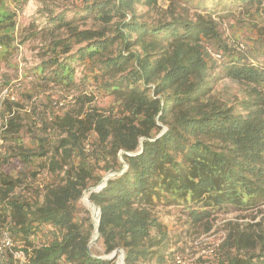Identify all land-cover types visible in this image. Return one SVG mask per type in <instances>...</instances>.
I'll list each match as a JSON object with an SVG mask.
<instances>
[{
	"label": "trees",
	"instance_id": "1",
	"mask_svg": "<svg viewBox=\"0 0 264 264\" xmlns=\"http://www.w3.org/2000/svg\"><path fill=\"white\" fill-rule=\"evenodd\" d=\"M28 1L0 0L7 54L18 47L17 11ZM169 1L159 16H151L159 0L45 4L34 30L20 34L21 44L44 39L29 75L61 89L94 87L78 95L79 110L43 121L28 147L20 101L0 108V237L8 230L21 242L29 264H116L103 255L115 249L125 264H164L176 252L155 213L162 205L193 224L226 208L251 216L230 222L217 263L264 264V0ZM224 21L243 50L229 44ZM218 68L243 95L216 92ZM94 91L105 104L91 105ZM39 172L50 179L32 187L27 179ZM86 190L100 209L103 254L90 248Z\"/></svg>",
	"mask_w": 264,
	"mask_h": 264
},
{
	"label": "rangeland",
	"instance_id": "2",
	"mask_svg": "<svg viewBox=\"0 0 264 264\" xmlns=\"http://www.w3.org/2000/svg\"><path fill=\"white\" fill-rule=\"evenodd\" d=\"M79 1L80 0H29L22 10L17 11V22L14 28L16 36L15 43L18 46L17 49L11 54H7L4 49L0 47V79L2 80L3 89L6 90L5 97L0 100V108H2L3 102H5L6 99L12 102L15 100L20 101L22 107L15 105L14 110L16 108L21 112L20 115L23 128L20 132V140L26 147L33 144L31 138L34 134L42 133V127L44 126L43 121L50 119L53 113L63 114V112L68 109L79 110L80 103H77L78 95L84 92L90 93L94 87L87 85V87L80 86L72 89H61L53 83H46L43 81L41 77H38V73L29 75L28 72L30 69L39 62L38 52L42 47L44 39L41 37L30 38L26 43L21 44L18 43L20 39L19 36L24 31L23 29L31 27L30 30H34L35 23L43 19L44 13H42L41 10L45 4L53 6H72L77 2L79 3ZM170 3L169 0H159L158 7L155 12H151V16H155L158 11L162 12L163 10H167ZM193 14L194 11L190 10V16H193ZM71 16L72 14L69 15V17ZM156 16L159 15L157 14ZM82 23L85 26L95 25L93 18ZM221 26L225 33L224 36L229 39V44L236 50H243L246 43L242 39H238V37L237 40L231 38L232 28L229 26L228 22L224 21ZM211 52L214 56L217 54L214 51ZM79 69L80 68H78L77 73L78 76L81 71H79ZM216 72L220 73L222 78L216 85L217 93L232 99L243 95L242 90L244 89L236 82H233L229 77L224 76L221 68H218ZM93 95H95V97L91 105H95V103L99 105L105 104L106 98L98 96L95 91ZM2 121L5 122V118L2 119L0 116V123H2ZM33 169L34 168L29 171H33ZM39 173L37 177L27 179L28 184L32 187L39 188L50 179V174L46 172ZM86 198L89 199L88 190L84 191L81 200L87 206L89 205L88 207L91 210L90 215L92 219H94L95 215L93 214L92 207L90 203L88 204ZM155 213L168 225L170 239L174 242L171 250L176 253L181 252L186 259V264H218L217 256L220 254V245L226 237L230 222L241 220L242 218L249 219V217H251H243L245 214L231 208H226V210L212 214L209 218L202 220L198 224H193L191 218L181 210H178L177 206L162 205L155 209ZM262 214H264V207ZM40 238L41 240L46 239L44 237ZM16 242L17 246L23 245L21 242ZM90 248L95 254L104 253L102 240L98 238L94 239ZM211 248H214L213 252L209 254L204 253V250L208 251L211 250ZM103 255L106 256V254ZM119 258L120 257H117L115 261L117 262Z\"/></svg>",
	"mask_w": 264,
	"mask_h": 264
},
{
	"label": "built area",
	"instance_id": "3",
	"mask_svg": "<svg viewBox=\"0 0 264 264\" xmlns=\"http://www.w3.org/2000/svg\"><path fill=\"white\" fill-rule=\"evenodd\" d=\"M217 58H221V55L216 54ZM6 90L2 87V80L0 79V100L5 97ZM0 264H29L28 254L24 250V246H17V242L11 237L8 230H4L0 237ZM214 248L211 250H204V253L213 252ZM9 253L12 257V261H8ZM164 264H186V259L184 255L179 252L176 253L174 258L170 261H166Z\"/></svg>",
	"mask_w": 264,
	"mask_h": 264
},
{
	"label": "water",
	"instance_id": "4",
	"mask_svg": "<svg viewBox=\"0 0 264 264\" xmlns=\"http://www.w3.org/2000/svg\"><path fill=\"white\" fill-rule=\"evenodd\" d=\"M116 173L117 172H115V171H113V173H108L97 183V185L93 186L91 189L97 190V189L103 188V186L106 184L108 179L113 177V175H115ZM87 201H88V203H90V205L92 207L93 214L95 215V217H94V219H95V230H94L93 237L91 240V243H92L94 241V239H97L99 237V225H100V221H101L100 209L97 208V206L94 203H92L89 199H87ZM91 243H90V246H91ZM104 257L108 258V259H112V260H114L117 257H120L123 260V264H125V255H124V250H122V249H115V251L113 253H111L110 255H106ZM116 264H117V262H116Z\"/></svg>",
	"mask_w": 264,
	"mask_h": 264
},
{
	"label": "bare ground",
	"instance_id": "5",
	"mask_svg": "<svg viewBox=\"0 0 264 264\" xmlns=\"http://www.w3.org/2000/svg\"><path fill=\"white\" fill-rule=\"evenodd\" d=\"M86 201H87V198H86ZM88 202V201H87ZM89 204V203H88ZM89 206V205H88ZM117 264H123V260H122V258H119L118 260H117Z\"/></svg>",
	"mask_w": 264,
	"mask_h": 264
}]
</instances>
